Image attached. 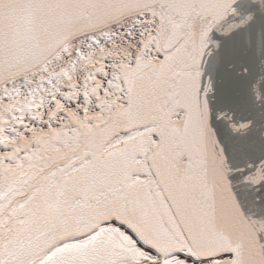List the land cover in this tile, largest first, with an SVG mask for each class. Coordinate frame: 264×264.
Returning a JSON list of instances; mask_svg holds the SVG:
<instances>
[{"label":"snow or ice","instance_id":"6c2138e0","mask_svg":"<svg viewBox=\"0 0 264 264\" xmlns=\"http://www.w3.org/2000/svg\"><path fill=\"white\" fill-rule=\"evenodd\" d=\"M0 264H264V0H0Z\"/></svg>","mask_w":264,"mask_h":264}]
</instances>
